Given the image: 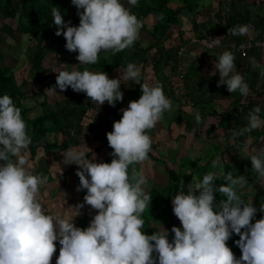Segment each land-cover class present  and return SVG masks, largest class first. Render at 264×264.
Listing matches in <instances>:
<instances>
[{"label": "clouds", "instance_id": "clouds-1", "mask_svg": "<svg viewBox=\"0 0 264 264\" xmlns=\"http://www.w3.org/2000/svg\"><path fill=\"white\" fill-rule=\"evenodd\" d=\"M71 3L78 10L79 26L66 23L56 7L52 8V16L57 26L55 35L64 37L66 50L78 53L79 64H95L102 51L115 55L139 39L142 22L121 0H71ZM128 3L136 6L138 0ZM250 28L238 25L229 28L227 34L245 36ZM234 61L230 51L219 56L215 64L220 77L218 86L226 85L229 93L239 92L247 97L249 86L235 72ZM251 63L254 68L261 67L254 59ZM140 75V68L128 63L123 79L138 81ZM120 85L119 78L109 79L105 72L89 70L59 71L55 82L61 92L71 88L85 93L93 104L107 102L113 107L115 102L123 100ZM140 87L139 99L130 101L121 110V119L106 133L114 157L110 163L94 162V157L89 160L87 152L75 148L63 157L65 165L79 166L77 191L87 190L84 204L97 212L85 229L74 226V216L63 219L44 213L39 191L48 178L29 171L31 165L21 155L31 143L27 125L12 98L7 94L0 96V161H3L0 164V264H51L57 240L60 249L55 264H264V217L252 223L257 208L245 204L236 189L243 187L246 179L234 178L231 172L225 176L227 183L219 188L212 185L215 174L208 173L202 181L189 186L187 194L181 191L172 198L173 213L182 226V230L172 227V242L165 230L144 234L141 217L152 197L144 191L145 177L137 175L134 167L130 175L129 168L148 159L152 140L147 133L171 110L172 102L159 83ZM48 90L56 93L53 88ZM259 112V107L254 108L249 113L248 126L234 132L233 137L261 127L264 121L260 120ZM195 120L197 123L201 120L198 113ZM250 161L252 170L264 179V150L251 156ZM218 163L219 157L212 166ZM214 191L225 199L217 203ZM84 204L77 205L78 210ZM259 210L264 212V205ZM233 233L239 236L235 241L241 251L239 259L226 243Z\"/></svg>", "mask_w": 264, "mask_h": 264}, {"label": "trees", "instance_id": "trees-1", "mask_svg": "<svg viewBox=\"0 0 264 264\" xmlns=\"http://www.w3.org/2000/svg\"><path fill=\"white\" fill-rule=\"evenodd\" d=\"M204 5L205 0H138L136 6H132L128 3V0H121L129 11L136 15V17L142 22V27L139 31L149 33L152 37V42L146 46L140 45L138 41H135L133 46L127 48L121 52L112 54L111 51L101 52L97 63L95 64H79L76 59L78 53L71 52L65 48L64 37L55 35L57 26L53 23L52 8L56 7L61 11L63 20L67 23L70 22V26H79V16L77 11L73 8L74 5L71 0H0V24L3 25L4 20H15V30L27 34L33 44L26 50L24 57L30 69L34 73L36 81L40 83V88L37 91L31 89H23L24 85H20L16 82L15 75L12 67L4 63L3 52L0 50V96L5 94L9 95L16 107L21 110L22 118L27 125L28 135L30 136L31 143L27 149L22 150L23 155L27 161H33V171L35 175L46 176L49 179L50 173V153L53 150L67 151L70 144H78V139L82 136L94 135L101 141V145L106 146L108 149V155H93V151H87V158L94 162L110 163L114 158L112 156V149L108 146L106 133L111 132L113 128L111 125L113 122L119 121L122 114L119 113L125 98H129L133 101L139 99L141 93V85L144 84V75L151 73L155 77L154 85L159 83L163 86L164 95L171 101L178 103V109L173 116L165 117L168 121L169 127L171 122L177 124L183 123L182 127L185 132L194 133L196 136L200 132H204L206 135L211 136L218 129L224 128V136L226 138H232L235 146L244 147L246 144L249 146L259 143L263 133L264 124L261 127L252 130L250 132H244L242 135L233 137L234 132H240L246 128L249 124V113L256 107H259V118L264 121V102L260 103L253 98V96H264V90L258 91L263 88L257 87L259 82L258 69L251 65V61L254 59L257 64L261 59V51L264 48L251 47L246 56H240L233 53L235 57V72L241 74L244 77L245 82L248 84L250 94L247 97L241 96L239 92L229 93L226 85L218 86L217 76L218 71L213 75L203 76L201 74V68L204 60L203 55L199 59H193L182 63V58L179 56V49L182 45H186L188 40L185 39L184 34L177 33L178 44L174 46H165L164 42L169 39V32L173 26H180L181 18L186 16L190 18V22L197 24L196 18L202 14L204 18L205 30L208 33L198 32L195 35L197 38L202 37H217L222 40L224 44L228 46H237L245 41V36H233L228 33V29L238 25H251V19L248 12L242 13L236 11L233 3L229 7L223 6L222 1H219L218 7L213 9L210 5ZM176 3L173 7L172 3ZM204 7L205 10L199 11L198 7ZM232 14H229V11ZM74 11V12H73ZM72 13V14H71ZM161 16L163 18L161 19ZM153 20V24L149 29L146 27L148 20ZM146 21V22H145ZM259 31V34L264 32V17H260L255 20V25H252ZM195 28V27H194ZM196 29V28H195ZM6 31L11 34L9 26H0V31ZM261 38L256 37L251 39L252 42H264ZM186 41V43H185ZM190 41V40H189ZM2 38L0 36V43ZM232 43V44H231ZM54 47V51L48 52V47ZM154 49L153 52L151 50ZM224 51H230V49L215 50L212 59L218 63L219 56ZM188 52V51H187ZM54 54L56 58V64L59 66L66 63L67 58L65 53H69V58L73 57L70 64L75 66L69 71H84L89 70L92 72H105L109 79L116 78L114 74L118 69L122 72L126 70L128 63H134L140 68V78L138 81H130L131 90L129 93H123V100L115 102V107L110 106L107 102L103 105L93 104L85 93L74 92L71 88L66 91L65 98L68 99L67 111H57L56 107L59 103L52 95V101L50 100L48 89H56V75L52 79L46 81L49 77L48 73L51 71V66L44 67L43 60L46 55ZM64 54L59 56V54ZM207 54V52L205 53ZM240 56V57H239ZM18 60V59H15ZM185 61V59H184ZM184 64V65H183ZM177 79V83L175 82ZM124 83V82H123ZM125 84V83H124ZM122 86V84L120 85ZM59 89V88H58ZM46 90L48 93H46ZM60 90V89H59ZM41 95V96H40ZM229 100L230 104L222 111H218L214 106L216 100ZM263 100V99H262ZM31 101V103H29ZM191 106L195 109V112L190 114L182 109L185 106ZM93 107L95 113L92 115L90 122L83 125L82 118L86 116L89 108ZM199 114L201 120L196 122L195 116ZM217 116V120L213 123H209L204 129V119L206 116ZM162 121V119H161ZM163 122V121H162ZM159 128V124L151 129L147 134L151 137L152 145L151 151L148 154V159L140 164L130 166L129 174L131 175L132 168L134 167L137 175L141 174V166L143 164L151 163L156 166L157 163H163L166 166V162L176 163L177 167L166 166L167 179L164 184L153 182L154 175L148 176L149 186L144 187V191L151 198L149 208L142 214L144 220V228L142 229L144 234L152 235L153 232H160L159 228L164 226L168 229L167 239L172 242L174 233L171 229L176 225V219L174 218L173 206L171 205V199L179 192L186 189H182L181 181L185 177L186 179H195L197 183L202 181L204 175L208 173L215 174V179L212 182L214 188H219L221 185H225L227 182L225 176L228 172H231L232 176L239 177L240 168L233 162L221 160L216 167L212 166V162L216 159L215 153H207L201 157L194 158L186 154L180 157V161L177 162L174 157L169 156V152H175V150L165 149L163 139L156 140L155 131ZM61 133L64 137L58 140L57 134ZM52 137V139L50 138ZM184 132H180L173 137L174 140L178 138H184ZM170 138V137H169ZM168 138V139H169ZM170 140V139H169ZM220 149L224 153H229L230 148ZM163 150L167 152L166 155H162ZM264 150V149H263ZM216 152L217 154L220 153ZM221 152V153H222ZM38 156V157H37ZM165 158H169L167 161ZM13 160L16 158L13 157ZM179 163V164H178ZM3 164V161H0ZM71 168V165H70ZM69 169V168H68ZM79 166L77 171H79ZM76 171V172H77ZM67 172H71L68 170ZM63 174V185L70 188L69 183L66 182ZM51 176V175H50ZM52 177V176H51ZM75 181L79 186V178L75 173ZM47 184V183H46ZM45 189V184L41 186ZM237 192L241 195L245 204H253L257 208V213L252 220L255 223L256 220L264 217V212H261L260 206L264 205V189L260 193H248L241 192L239 186H236ZM87 190L82 189L79 191L80 199L75 202V205L84 204V196ZM215 201L225 199L218 191L213 193ZM42 205L43 211L47 215H51V210L45 207L44 203L39 201ZM86 205V204H84ZM88 213L83 217L78 218L75 227L81 229L87 228L88 223L91 221L87 218ZM182 230V227H181ZM243 231V230H242ZM239 239V236L235 233L226 242L227 246L231 249L237 259L241 256V251L236 245L235 241ZM56 246L54 257L58 258L60 245L59 242ZM155 257L156 254L153 253Z\"/></svg>", "mask_w": 264, "mask_h": 264}, {"label": "rangeland", "instance_id": "rangeland-1", "mask_svg": "<svg viewBox=\"0 0 264 264\" xmlns=\"http://www.w3.org/2000/svg\"><path fill=\"white\" fill-rule=\"evenodd\" d=\"M220 1H222L223 6L225 5L226 7H229L231 5V3H233L236 11H238V12H242V13L248 12L249 18L251 19V22L249 23V24H251V25H249V26H251V28H250V31L248 33L249 37L248 36H246V37L253 39L251 37L256 36V37L261 38L260 40H264V38H262V37H264V32L259 34V31L257 29H255L254 26H252V25H255V20H256L255 16L256 15L258 17H264V0H220ZM204 3H205L204 5L207 6L209 1L205 0ZM210 3H211L210 5L213 6L214 10L219 5L218 0H211ZM175 4L176 3H174V2L172 3L173 7L175 6ZM206 6H204V7H206ZM204 7L201 8V6H199L198 10L203 11V10H205ZM73 8L76 11H78L75 6ZM79 11L82 12L83 10L80 9ZM203 13H204V11H203ZM202 14H200L196 18V20L198 21L197 24H193L192 22H190V18L183 16L180 19L181 20L180 26H178V27L173 26L169 32V39H167L164 42L165 46L177 45L178 40L176 38L177 37L176 34L177 33L179 34L180 32H182L184 34V37L186 40H188V42H187L186 46L182 45L180 47V49H183V50L179 49V51H181L179 56L182 58V61H183L182 63H186L188 61V56L186 55V50H188L187 48H188L190 43H192L193 48H195V47H196L195 49L198 48L197 50H198L199 54H205V51L203 49L204 47L200 43L192 42V39L197 38L195 36L198 34L197 31L202 32V33H208L205 30V25H204L205 22L203 21L205 17H203ZM229 14H232L231 10L229 11ZM152 24H153V20L152 19L148 20L146 22V27H148L150 29ZM0 26L1 27L9 26L10 30H11V34H9L6 31H3V30L0 31V36L2 38V42L0 43V50L3 52L4 63H6L10 67H12L13 73H14L15 78H16V82L18 84L24 85L25 83H27V84H25L23 89L25 88V89H31L33 91H37L40 88V83L38 81H36V79L34 77V73L30 69V67L27 64L26 59L24 57L26 50L33 44L34 41L31 40V38L27 34H23V33H20V32L15 30V26H16L15 20L13 21L11 19H6V20H4L3 25L0 24ZM137 41L140 43V45L146 46L149 43H151L153 40H152V37L149 35V33H146L144 31H139V39ZM185 43H186V41H185ZM52 51H54V47L53 46L48 47V52L52 53ZM153 51H154V49L151 50V52H153ZM68 54L69 53H65V57L67 58L66 63H63L59 66L56 64V58H55L54 54L48 53L46 55L45 59L43 60V66L45 68L51 66V71H49V73H48L49 77L46 78V81L55 77V75H57L59 73V71H70L75 66V64H70L71 60H73V57L69 58ZM71 54H73V52H71L70 55ZM59 56L64 57V54L63 53L59 54ZM71 56H73V55H71ZM15 59H18V60H15ZM184 59H185V61H184ZM206 61L208 63H210L208 66L213 67V65H212L213 62H212L211 58H208ZM251 65H252V63H251ZM124 72L121 73L120 70L116 69L114 74L116 75L117 79L118 78L120 79V83L122 84V86H120V90L123 93H129V91L131 90V85L129 83L130 81L123 79V73ZM209 72H211V70ZM260 79L261 80L257 84L258 88H260V85L264 86V75H262ZM144 80H145L144 84H148L149 86H154L155 77L153 74H151V73L145 74ZM217 80H220L219 75L217 76ZM261 89H264V88H260V89H258V91H263ZM55 92L56 93H53V92L49 93L50 100L52 101V99H53L52 95H53L57 100H59V103L56 107L57 111H59V110L60 111H67V109L69 107H67L68 99L65 98L66 93L61 92L58 88L55 89ZM46 93H48L47 90H46ZM253 98H256V100L260 103L264 102V96H263V98L258 97V96H253ZM171 102H172L171 110L166 111L163 114V118H162L163 125L165 128L168 125V121L165 119V117H167L166 115H168V117L172 116L176 112V110L178 109V103H176L174 101H171ZM29 103H31V101ZM31 104H33V103H31ZM95 112L96 111L93 107L89 108L86 116L82 118L83 125L90 122V119H92V115ZM119 113L122 114V111H120ZM216 120H217V118L215 119V121ZM112 126H113V124L111 125V127ZM181 129L182 128L180 127V129H178V130H181ZM155 134H156V140H158V139L164 140V143L162 145L165 146V149H171V150L174 149L175 150V152L170 151L169 156L174 157V155H175L177 162L180 161V157L185 156L186 154H188L189 156H192L194 158L201 157L203 152L205 150H207L208 148H210V145L212 142L211 141L212 136L200 133L198 135V137H195L192 134L187 133V134H185L186 136H184V138L179 137L177 141L175 140V148H173V147H170L168 144V142H169L168 137L170 135L171 140H173V137L175 135V130L165 131V130H162L161 128H158L155 131ZM90 135H91L90 137L89 136L80 137L78 139L79 143L77 145L72 142L70 144L69 148L67 149V151L75 148L79 151L87 152L88 150L86 148H88V149H90V151L94 152V153H92L93 155H96V154L101 155V156L108 155L107 147L101 145V141L98 138H96L94 135H92V134H90ZM219 135H220V133H219ZM52 137H54V136H50L51 139H52ZM56 137L58 138V140H61V139H63L64 136L61 133H59V134H57ZM220 138H222V136L215 135L212 140H214L213 142L215 143V142H217V140H220ZM203 140H204V142H203ZM172 143H173V141H172ZM229 146H231L232 148L230 147L231 148L230 152L227 155H225V156L222 155L220 157V154L219 153L217 154V157H219V165H221V160L225 159L223 161L233 162L237 167L240 168L239 177L243 176L246 179V183L244 184V186L239 187L241 192H248L250 194L251 193L256 194V193L262 192L264 189V179L259 178L258 174L254 170H252L250 158L253 155H257L261 150L264 149V133H263L259 143H255L252 146H249L248 144H246L244 147L235 146L233 144L232 138L231 139L226 138V142H225L224 147H226V149H227ZM67 151L53 150L52 153H50V155H51L50 156V159H51L50 160V173H51L50 175L52 177L49 175V179H47V184H45V189H43L41 187L43 185L40 186L39 201L43 202L45 207H47L48 209L51 210V215L54 218L71 219V217L74 216L72 222L74 225H76V221L78 218H81V217H83V215L88 213L87 218L92 220L93 217L97 214V212H96V210L92 209L91 206H89L87 204L84 205L82 208H79V210H78V206L75 205V202L80 199L79 191H77L78 183L74 179L75 173L78 169V165L71 164V168H70V165H65L63 163V157ZM166 154H167V152H165L163 150L162 155H166ZM168 159L169 158H165L166 161ZM32 162L33 161H28V164L31 165V167L29 168V171L31 172V174L35 175L34 171H33L34 167L32 165ZM150 164L151 163H147V164H143L141 166V174L146 179V184L143 185L144 187L149 186L150 182L148 181L149 180L148 176L154 175L153 174L154 172H156V174H155V178H153V182L155 181L156 183L164 184L166 182V179H167V172L165 170L166 166L168 165L169 167H173V168L177 167L176 163L173 164L172 162H169V160H168V162H166V166L163 163H157L155 168H154V166L150 165ZM68 170H70L71 172H67ZM64 173H67L65 176V179H66V182L69 183L70 188L63 185L64 184L63 183V179H64L63 174ZM131 174H132V172H131ZM196 183H197V181L195 179L189 180V179H186L184 177L181 181V187H182V189H186L185 194H187L188 187L194 186ZM196 194H198V191L196 192ZM171 205H172V199H171ZM78 212H79V214L76 215ZM174 218L176 219V225H177L176 227L181 228L182 226H181L178 218L175 215H174ZM90 222L88 223V225H90ZM170 229H172V228H170ZM164 230L168 231V229L165 228L164 226H161L159 228L160 232H163ZM54 243H55V245H57L58 240ZM56 259L57 258H55L53 256L51 264H55Z\"/></svg>", "mask_w": 264, "mask_h": 264}, {"label": "crops", "instance_id": "crops-1", "mask_svg": "<svg viewBox=\"0 0 264 264\" xmlns=\"http://www.w3.org/2000/svg\"><path fill=\"white\" fill-rule=\"evenodd\" d=\"M260 17H258L257 15L255 16V19H259ZM263 18V17H262ZM246 36H248L249 37V35L247 34ZM208 37V36H207ZM247 37V38H248ZM256 37V36H255ZM254 36L253 37H251V38H255ZM208 38H210V37H208ZM262 38H264V37H262ZM264 41V40H263ZM232 44V43H231ZM187 45V44H186ZM185 45V46H186ZM186 48V47H185ZM196 48V47H195ZM195 48H193V45H192V43H190L189 44V46H188V50H186V55L188 56V61H192L193 59H199L200 58V56L201 55H203V60H204V63H203V66H202V68H201V74L203 75V76H209V75H213L217 70H216V68H215V64L217 63V62H214L213 61V59H212V55H213V53H214V51L216 50V49H214L213 51H211V50H207V49H205V48H203L204 49V51H205V53L207 52V54H199V52H198V48L197 49H195ZM226 49V48H224V47H220V48H217V50H221V49ZM187 51H188V53H187ZM249 51V50H248ZM231 52V51H230ZM211 53V54H210ZM248 53V52H247ZM235 54H239V53H235ZM240 56H246V54L245 55H242L241 53L239 54ZM239 56V57H240ZM208 58H211V60H212V62H213V67H210V66H208L210 63H208L206 60L208 59ZM258 65H260L261 67L257 70L258 71V73H259V77L261 78V69L262 68H264V50H262V52H261V59L258 61ZM211 70V72H209ZM259 78V81L261 80ZM175 82L177 83V79H175ZM260 87H262L261 85H260ZM263 88H264V86H263ZM264 90V89H263ZM130 101H133V100H131V99H129V98H125V100H124V102H123V107H121V109H126L127 107H128V104H129V102ZM125 103V104H124ZM230 104V102H229V100H224V99H222V100H216L215 101V104H214V106L216 107V109L218 110V111H222V110H224L225 108H227V106ZM182 109H184V111L185 112H188V113H190V114H192V113H194L195 112V109H193L191 106H185V107H183ZM121 111V110H120ZM175 114V113H174ZM173 114V115H174ZM172 115V116H173ZM167 117H168V115H166ZM217 118V116L216 117H213V116H206L205 117V119H204V126H203V128L202 129H204L205 127H207V125L209 124V123H211V122H215V119ZM158 124H159V128H161L162 130H165V131H172V130H175V135H177L178 133H180V132H184V134H187V133H189V134H192L193 136H195V137H198V136H196L194 133H190V132H185L184 130H183V128L181 129V130H178V129H180L178 126H181V125H183V123H180V124H177L176 122H171L170 123V125H169V127H164V125H163V122L160 120L159 122H158ZM224 132H225V129L224 128H220V129H218L215 133H212V137H211V145H210V148H208L207 150H205L204 152H203V154H202V156L203 155H206L207 153H210V154H213V153H215L216 155H217V153L216 152H219L220 151V149H224V148H226V147H224V145H225V142H226V137L224 136ZM201 134H205L204 132H200ZM199 133V134H200ZM219 133H220V135H219ZM174 135V136H175ZM215 135H217V136H222V138H220V140H217V142H213L214 140H212L213 139V137L215 136ZM186 136V135H185ZM169 137H170V135H169ZM168 137V138H169ZM170 140H169V142H168V144H169V146L170 147H173V148H175V140L173 139V140H171V138H169ZM172 141H173V143H172ZM203 142H204V140H203ZM233 146V145H232ZM96 149V148H95ZM223 150H221L220 151V157L223 155V156H225V155H227V153H224V152H222ZM222 152V153H221ZM38 157V156H37ZM197 158V157H196ZM38 158H35L33 161H35V160H37ZM32 165H33V162H32ZM151 165V164H150ZM154 168H155V166H154Z\"/></svg>", "mask_w": 264, "mask_h": 264}, {"label": "built area", "instance_id": "built-area-1", "mask_svg": "<svg viewBox=\"0 0 264 264\" xmlns=\"http://www.w3.org/2000/svg\"><path fill=\"white\" fill-rule=\"evenodd\" d=\"M219 40V44H215V41ZM192 42H198L200 43L205 49L213 51L214 49L224 47L230 49L231 52H238L242 55L247 54L248 50L251 49V47L254 45L250 38H246L244 42H242L240 45L237 46H228V44H224L220 38L217 37H202V38H196L192 39ZM256 45V43H255ZM183 50V49H180ZM181 51H179V54Z\"/></svg>", "mask_w": 264, "mask_h": 264}, {"label": "bare ground", "instance_id": "bare-ground-1", "mask_svg": "<svg viewBox=\"0 0 264 264\" xmlns=\"http://www.w3.org/2000/svg\"><path fill=\"white\" fill-rule=\"evenodd\" d=\"M256 43V45H255ZM253 46L252 47H256V48H264V42H253ZM238 53V52H237Z\"/></svg>", "mask_w": 264, "mask_h": 264}]
</instances>
